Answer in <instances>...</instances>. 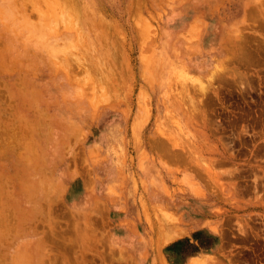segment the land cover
I'll return each mask as SVG.
<instances>
[{
	"label": "rangeland",
	"instance_id": "rangeland-1",
	"mask_svg": "<svg viewBox=\"0 0 264 264\" xmlns=\"http://www.w3.org/2000/svg\"><path fill=\"white\" fill-rule=\"evenodd\" d=\"M0 264H264V0H0Z\"/></svg>",
	"mask_w": 264,
	"mask_h": 264
},
{
	"label": "bare ground",
	"instance_id": "bare-ground-1",
	"mask_svg": "<svg viewBox=\"0 0 264 264\" xmlns=\"http://www.w3.org/2000/svg\"><path fill=\"white\" fill-rule=\"evenodd\" d=\"M72 5H73V4H72ZM71 10H72V9H71ZM53 12H54V11H53ZM52 14H54V13H52ZM54 15H55V14H54ZM68 15H69V14H68ZM70 18H71V17H70ZM70 18H69V20H70ZM55 20H56V19H55ZM56 23H57V22H56ZM54 28H55V27H54ZM94 71H95V70H94ZM98 74H99V73H98ZM201 85H202V84H201ZM201 85H200V86H201ZM198 87H199V86H198ZM191 108H193V107H191ZM195 110H196V109H195ZM194 113H195V112H194ZM196 114H197V113H196ZM240 229L243 230L242 232H244V233L246 232V231H244V229H242V228H240Z\"/></svg>",
	"mask_w": 264,
	"mask_h": 264
}]
</instances>
